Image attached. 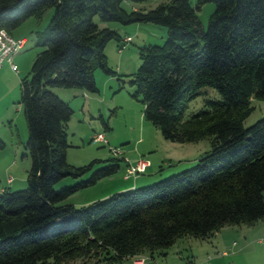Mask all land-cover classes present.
Returning <instances> with one entry per match:
<instances>
[{"label": "trees", "instance_id": "trees-1", "mask_svg": "<svg viewBox=\"0 0 264 264\" xmlns=\"http://www.w3.org/2000/svg\"><path fill=\"white\" fill-rule=\"evenodd\" d=\"M123 1L145 0H0V29L9 34L52 9L37 43L41 50L19 81L29 167L24 188L0 190V264H114L146 253L152 258L179 238L205 239L224 225L264 219V116L242 125L251 98L264 100V0H195L194 6L168 0L147 10H125ZM205 2L214 9L203 28L196 10ZM95 17L165 27L162 44L137 48L140 62L128 81L133 96L164 139L206 138L209 149L166 178L75 207L57 203L111 175L123 159L107 158L85 180L53 188L103 161L66 162L65 124L72 110L47 88L94 93L95 70L119 76L104 48L111 39L120 48L122 38L98 26ZM208 88L218 98H204L203 107L183 119L188 103Z\"/></svg>", "mask_w": 264, "mask_h": 264}, {"label": "rangeland", "instance_id": "rangeland-1", "mask_svg": "<svg viewBox=\"0 0 264 264\" xmlns=\"http://www.w3.org/2000/svg\"><path fill=\"white\" fill-rule=\"evenodd\" d=\"M166 1L168 0H145L135 3L123 1L121 7L125 10H147ZM189 3L194 6L195 0H189ZM213 9L212 2H205L196 10L203 28ZM51 14L52 9H46L39 18L29 17L10 31L14 38L24 36L26 42L12 59L17 72L11 71L6 65L0 69V189L19 190L25 187L29 159L23 148L27 131L18 102L19 81L29 75L32 61L41 50L37 43ZM94 21L100 27L115 30L122 38L120 43H123V48H118L117 41L113 39L109 40L104 48L108 66L119 75L110 77L112 87L99 83L97 92L84 91L78 95L73 93L80 91L79 88H47L67 102L72 110L65 124L68 145L65 150L66 162L81 166L94 159L103 161L94 163L91 170L76 179L61 178L53 188L59 190L79 180H85L95 169L108 164L109 162L104 160L114 157L110 148L116 149L118 157L123 159L116 162L118 168L111 175L71 193L57 203H70L75 207L104 199L114 192L127 190L119 189L123 183L132 184L137 181V186H142L166 178L192 166L196 159L209 149L206 138L192 143H177L164 139L159 130L143 118L140 97L133 96L134 87L128 81L140 62L137 48L144 44H162L166 34L165 27L150 23L100 22L97 17ZM125 36H129L126 37L129 38L127 41L124 40ZM116 67H119V70ZM88 97L93 98L89 100ZM204 98H218V94L214 89L208 88L205 95L192 99L183 113V119L202 108ZM250 105L252 110L242 121L245 127L264 116V100L251 98ZM95 133H102L107 143L93 141L91 138ZM134 154L138 155V159L147 161L145 158H148L152 164L151 168H146L135 177L124 178V162ZM11 179L12 184H7ZM139 179H147L148 182L139 183ZM263 221L259 220L255 225H224L205 239L182 237L165 249L163 254L153 252L152 258L149 253L141 256L145 258L146 264H264V229L261 228ZM133 259L114 264H133Z\"/></svg>", "mask_w": 264, "mask_h": 264}, {"label": "built area", "instance_id": "built-area-1", "mask_svg": "<svg viewBox=\"0 0 264 264\" xmlns=\"http://www.w3.org/2000/svg\"><path fill=\"white\" fill-rule=\"evenodd\" d=\"M129 38H125L127 41ZM26 39L24 37L14 38L6 30L0 29V67L3 64H7L9 69L13 72H17V67L12 61L13 56L16 55L24 46ZM123 48V45L120 47ZM95 142L107 143L104 135L102 133H95L92 138ZM111 154L118 156L116 149H109ZM124 167V178L135 177L137 174L142 173L146 166H148V161L137 159L134 162H127ZM10 179V178H9ZM9 182V181H8ZM133 264H145V258L141 255L133 257Z\"/></svg>", "mask_w": 264, "mask_h": 264}, {"label": "crops", "instance_id": "crops-1", "mask_svg": "<svg viewBox=\"0 0 264 264\" xmlns=\"http://www.w3.org/2000/svg\"><path fill=\"white\" fill-rule=\"evenodd\" d=\"M132 9H135V8H132ZM22 37H24V36H22ZM126 37H129V36H125L124 37V39L126 38ZM25 38V37H24ZM7 66V64H3L2 65V67L3 66ZM2 67H0V69L2 68ZM8 67V66H7ZM9 68V67H8ZM116 69L117 70H119V67L117 68L116 67ZM94 80H95V84H96V87H97V91H98V87H99V83H101V85H108V87H112V79L109 77V76H105V75H103L99 70L97 71H94ZM83 94L84 93V90H81L80 89V91H74V95H78V94ZM93 97H88V99L90 100V99H92ZM83 105L84 104H82V107H83ZM87 105V104H86ZM89 110H91L90 108H89ZM92 111V110H91ZM138 159V155L137 154H134L133 156L131 155V156H129L126 160H127V162H134V161H136ZM147 161H148V166H146L145 167V169L144 170H146V168H151V162H150V160L148 159V158H145ZM125 164H126V162H124V166H125ZM139 181V183H146V182H148V180L147 179H139L138 180ZM12 182H13V180L11 179V181L9 182V183H7V184H12ZM134 186H137V181H135V182H133L132 184H127V183H123V186L121 187V188H119V189H130V188H132V187H134ZM130 187V188H129ZM119 189H117V190H119ZM1 190V189H0ZM10 190V189H9ZM264 220V219H263ZM260 222H262V221H260ZM255 224H257V222L256 223H254V224H252V225H255ZM263 225H261V228H263L264 229V221H263V223H262ZM257 226V225H256ZM225 252L223 251L222 252V254H224ZM145 264H146V262H145ZM204 264H209V263H204Z\"/></svg>", "mask_w": 264, "mask_h": 264}]
</instances>
